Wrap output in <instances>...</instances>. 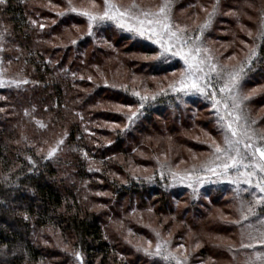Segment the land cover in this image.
I'll use <instances>...</instances> for the list:
<instances>
[{
    "label": "trees",
    "instance_id": "obj_1",
    "mask_svg": "<svg viewBox=\"0 0 264 264\" xmlns=\"http://www.w3.org/2000/svg\"><path fill=\"white\" fill-rule=\"evenodd\" d=\"M125 2L129 1H120L121 4ZM160 2L141 0L144 6ZM212 2L175 0L174 19L192 26L194 30L206 15L200 5L208 6ZM234 2L237 1L222 0V5L237 11L238 16H220L212 29L206 32L207 39L213 42L225 38L221 35L224 29L215 28V23L244 25V30L235 31L236 34L234 32L229 39L232 47L240 53L231 49H215L211 43L217 59L230 65L244 60L248 51L245 43L254 42L261 10L264 9L260 6L258 14L251 15L256 21L254 27L252 20H243L240 8L233 6ZM47 3L48 0H9L7 6H0V33H4L5 37L0 45L4 49L1 57L10 72L30 81L19 89H0V97H4L0 99V109H4L0 111V264H78L71 255L73 250L83 254L84 264H149L151 260L135 250V236L128 234L131 228L143 237H152L149 228H146L149 223L144 214L146 211L158 217L168 216L169 222L181 221L184 229L195 227L197 219L204 215L196 208L205 207L208 210L214 204L227 206L228 210L223 215L230 220L238 218L232 190H218L212 194L211 190H207L200 196L202 199H194L187 188H173L167 172L161 179L158 156L164 160L167 154V162L172 165L183 159L187 164L196 162L193 156L184 158L177 148L156 151L145 138L150 136L151 128L160 133L168 130L174 134L181 127L190 129L198 124L205 131L200 139H191L188 146L195 155H208L210 148L203 142L208 139L205 133L217 141L220 139L208 101L200 97H183L181 101L176 98L177 94L171 93L160 96L151 106L145 107L143 117L134 128L119 135L117 133L121 132L125 117L103 108L99 102L103 98L112 104L136 103V98L130 93L105 86L104 78L109 84H128L130 88L139 90L147 87L155 91L158 84L167 85L164 82L167 79L160 78L182 67L171 61L148 60L142 61L141 68L137 69L126 61V77L118 82L112 76V72L117 71L115 67L110 65L108 70L101 68L102 61L97 60L99 52L114 57L115 49L127 41H130V48L126 50L129 54L151 55L158 52L157 48L143 39H130V34L108 24L97 31L95 38L84 35L83 39H78L87 31L86 19L75 14L63 18L57 16V11L66 9V0H52V4L60 8L45 7ZM96 3L103 8V0H96ZM194 14L200 18L197 23H194L197 16ZM30 20L48 26L41 30ZM53 20H56L55 24H52ZM73 24L79 26V31L72 27ZM247 26L252 29L253 37L247 35ZM65 27L76 34L64 41L53 40L62 34ZM71 39H78V43L73 45ZM88 47L92 49L91 55L87 53ZM261 53L264 55V45L261 46ZM227 55H235L236 59L228 61ZM87 66L89 71H85ZM72 73L77 75L74 77ZM133 74L143 76L135 85L131 83ZM81 75L85 79H79ZM88 75L94 80L89 81ZM153 76L157 80H152ZM259 79H264V64L258 63L243 82L245 90L263 84ZM245 103L251 118L257 120L256 127H264V114L257 116L255 113V109L264 106V93L254 94ZM25 109L31 111L30 116L24 114ZM77 113L84 119L81 120ZM201 114L208 118L197 120ZM38 120L47 127L41 128L36 122ZM110 121L119 122L121 128L113 130L107 123ZM62 136L64 144L59 153L50 159L45 158ZM108 141L112 143L109 145ZM84 152L88 153V159H85ZM89 160L94 161L93 167L100 171H89ZM142 167L153 171L151 174L143 173ZM150 175L155 176L152 182L145 179ZM105 192L108 195H100ZM245 196L247 198V194ZM203 197H208L209 203ZM95 203H99V208L94 207ZM186 203L189 208L178 214V205ZM25 215L28 219L24 218ZM185 215L190 220H185ZM220 217L212 223L210 233L229 237L227 244L233 245L232 250L221 246L219 241L207 242L196 236L187 246L192 264H216L221 258L226 259L228 264H245L252 253V249L240 248L238 226ZM113 218L121 222L123 236L111 233L110 219ZM160 229L162 234H168L170 226L164 225ZM171 239L174 243L186 241V234L176 231ZM197 244L199 247H196ZM257 250L264 251V248L258 247ZM203 256L209 260L199 261Z\"/></svg>",
    "mask_w": 264,
    "mask_h": 264
},
{
    "label": "snow or ice",
    "instance_id": "obj_2",
    "mask_svg": "<svg viewBox=\"0 0 264 264\" xmlns=\"http://www.w3.org/2000/svg\"><path fill=\"white\" fill-rule=\"evenodd\" d=\"M8 3L9 0H0V6H7ZM66 5V9L57 11V16L63 18L68 14H75L87 21V31L78 39H83L84 35L95 38L101 27L111 23L121 31L129 33L130 39L140 38L158 45L159 51L151 55H143L144 60L168 63L172 58L178 57L183 61L184 67L180 70L179 77L169 80L166 86L162 83L158 84L155 91H150L147 87H142L139 90L136 87L130 88L128 84H109L104 78L105 86L114 89L120 88L136 98L134 104L117 102L110 109L125 117L123 128L117 121L107 123L113 127V130L121 128L118 135L127 132L134 128L137 121L143 117V110L146 106H151V103L155 102L158 97L168 96L170 93L177 94L176 98L181 101L186 96H199L208 101L215 116L214 122L222 137V142H218L214 137L205 133L208 139L203 142L210 148L207 158L199 164L193 163L190 168L183 170L179 168V165L167 162V154H165L164 160H161L159 156L156 157L159 176L164 179L165 172H167V176L173 184H183L191 188L194 199L199 198V189L204 184L226 182L232 185L238 218L230 220L223 214L220 218L238 226L241 237L240 248L253 250L245 264H264V251L257 250L258 247L264 248V127H256L257 120L251 118L250 109L245 103L259 89L253 87L251 90H245L243 83L249 72L255 69L256 64H264V55L261 53V46L264 45V9L261 10L260 24L254 36V42L247 44L241 41L248 49L244 60L238 62L237 65H230L217 59L211 47L212 42L206 37V32L212 29L218 17L238 16V12L234 9L224 8L222 0H213L208 6L200 5L206 15L203 22L195 25L194 30L192 26L181 24L174 19L175 0H161L155 6H144L139 0H131L128 5L121 4L118 0H103L102 10L96 0H89V7L78 6L74 0H66ZM44 6L60 8L59 5L52 4V0H48ZM249 7L252 5L250 4ZM194 15H197L198 18V14ZM30 23L34 26L38 25L41 30L48 26L37 20H30ZM55 23L56 20H53L52 24ZM72 27L79 31L78 25L73 24ZM247 35L253 37L251 29L247 30ZM4 39V33H0V45L3 44ZM78 39H71L70 42L75 45L78 43ZM3 50L0 47V51ZM235 59V55L227 57L228 61ZM4 63L3 58H0V88L15 87L19 89L22 85L30 83L24 77L6 79ZM72 75L75 77L77 74L72 73ZM172 75L175 77L176 72H173ZM101 76H103L102 73ZM79 79L83 80L85 76L81 75ZM87 79L93 81L94 77L88 75ZM151 79L156 80V77L153 76ZM137 80L138 78L133 74L131 83L135 85ZM140 83L143 84V81ZM0 99H4V97H0ZM0 111H4V109H0ZM24 114L30 116L31 111L25 109ZM77 116L81 120L84 119L80 113H77ZM36 122L41 128L47 127L42 121ZM85 131H88L87 127H85ZM90 135H95V133H90ZM111 143L108 141L109 145ZM63 144L64 137L62 136L49 149L45 158L50 159L56 156ZM84 157L88 159L87 152H84ZM196 159L197 157L194 155L193 160ZM179 163L184 164L185 161L181 160ZM93 164L94 161L89 160L88 170L100 171L99 168H94ZM144 170L147 171V169ZM145 179L152 182L155 176H146ZM242 185H246V187H242ZM245 194H247V198ZM100 207L104 206L100 205ZM24 218L28 219L27 215ZM168 235L171 237L172 233L169 232ZM155 236L157 242L154 247L153 242L147 240L146 246L144 243L137 242L134 245L135 250L148 257H158L166 264H189V256L184 244L173 249L170 240L164 239L159 231H155ZM221 246L227 247L229 250L233 248L232 244L224 245L222 243ZM196 247H199V244ZM65 251H67V246H65ZM71 255L78 264H84V256L80 251L73 250Z\"/></svg>",
    "mask_w": 264,
    "mask_h": 264
},
{
    "label": "rangeland",
    "instance_id": "obj_3",
    "mask_svg": "<svg viewBox=\"0 0 264 264\" xmlns=\"http://www.w3.org/2000/svg\"><path fill=\"white\" fill-rule=\"evenodd\" d=\"M120 1H122V0H118V2H120ZM128 1L129 2H125L126 4H124V5H128L129 3H131L130 0H128ZM236 1L237 2L233 3V6H237V7L240 8V14H241V17H243V20H245L247 22H250L252 20L253 21L252 26L255 27L256 21L254 20V18L251 15L252 14H256V15L258 14V7L264 6V0H236ZM74 2L78 6H82V7H89L90 6L89 5V1L74 0ZM139 2H141V0H139ZM250 4L252 5V7H249ZM155 5H156V3L153 6H155ZM100 9L102 10L101 7H100ZM199 19H200L199 16H198V18L196 16L195 19H194V23H197L199 21ZM184 24H186V23H184ZM108 25L115 26L114 24H111V23H109ZM241 26H243V27H241ZM214 27L215 28L224 29V31L221 32V35L225 36V38H223L221 40H215V41L212 42V44L214 45L215 49L223 48L224 50L231 49L232 52H235V51L239 52L237 48H233L232 47L231 42L229 41V39H231L233 37V34H234L235 31H240V29L244 30V25L241 23V24L233 26V25H230L227 22H225V23H222V24H220V23L216 24L215 23ZM116 28H118V27H116ZM245 29L248 30V29H250V27L247 26V27H245ZM80 31H82V30H80ZM80 33L82 34L83 32H80ZM75 34H76L75 32L71 33L69 28L65 27L62 30V34H58L57 36L54 37L53 40H55V41H64V40L69 39L70 37H73ZM235 34H236V32H235ZM83 37H85V36H83ZM138 39H140V38H138ZM146 42L148 44H151L154 47H156L157 50L159 51L158 45L153 44L151 41H146ZM128 43H130V41H127L126 43L122 42L121 45L117 49H115V52H114L115 56L114 57H113V55H109L108 56V55L102 54L101 52H99L97 54V60L98 61H102L101 68L108 70V68L111 65V66H113V67H115L117 69L116 72H114V73L112 72V76L118 82L122 81L126 77V73H127V69H126V66H125L126 65L125 64L126 61L127 62L129 61L130 64H132V67L133 68H137V69L141 68L140 65H141L142 61L143 62L144 61H148V60H144L142 58L143 55L139 54L138 52L130 53V54L127 53L126 50L130 48ZM87 53L91 55V53H92L91 47H88V52ZM227 57H228V55L226 56V58ZM0 58H2L1 57V51H0ZM170 61L172 63H177V66H179V67L180 66L182 68L184 67L183 61L180 60L178 57L172 58ZM3 67L5 69V78L6 79L19 78L18 76L14 75L13 72H10L9 69H7V66H6L5 63L3 65ZM182 68H180V70ZM89 69H90L89 66H87L85 71H89ZM180 70L179 71H175L176 72V76L175 77L171 73V74H168L165 77L160 78V79L162 80V79L166 78L167 80L164 81L166 83H168L169 80L177 79L179 77ZM135 77H137L139 79V78H141L143 76H141L139 74V75H135ZM258 81L263 83L264 79H262V80L259 79ZM255 87H258V89H259L257 93H264V83L261 84V85L255 86ZM5 88H9V87H5ZM5 88H0V89H5ZM251 89H249V90H251ZM192 97H199V96H186L187 99H191ZM200 98H202V97H200ZM99 102H100V104L102 105L103 108H106V109H111L112 108L113 104L108 102V101H106V100H104L103 98L99 99ZM255 113L257 114V116H260V115L264 114V106L259 108V109H255ZM207 118L208 117H206V115L201 114L196 119L200 121V120L207 119ZM168 124H169V122L167 123V125ZM150 130H151L150 136L149 137H145V138H146V141L150 145L154 146V149L156 151H161V150H163L165 148L166 149H170V148L173 147V148H177L179 151H181L184 154V158H186V157L191 158L192 156L195 155V153L192 150V148L189 147L188 145L190 144V142H192L193 139H197V138L200 139L201 135L205 131L198 124L193 126L190 129L185 128V127H181L174 134L172 132L168 131V130L167 131H163L162 133H160L159 131H157L155 129H152V128ZM218 142H222V137L221 136H220V139L218 140ZM198 143L201 144L200 141H198ZM203 145H205V144L203 143ZM60 148H61V146H60ZM189 149H191V151H189ZM144 152L147 153L148 149L145 148ZM57 153H59V152H57ZM195 156L197 157V159L194 160V161L196 163H200L204 159H206L207 154H203L201 156L196 154ZM184 160L185 159H183V161ZM179 162H177L175 165H179V168L181 170H183L185 168H190L191 165H192L190 163L187 164L186 161H185L184 164H180ZM144 169H147V171H145ZM141 170H142L143 173H150V174L153 171L151 168H147V167H142ZM171 184H172L173 188H181V187L182 188H187L192 193V189L188 188L186 185L178 184V183L177 184H173L172 181H171ZM242 187H246V185H242ZM207 190H211V194L216 192V191H218V190L229 192L230 190L233 191V186L228 184V183H226V182H222V183H219V184H204L199 189V198L203 194H206ZM105 193H107V192H105ZM100 195L102 196L104 194L101 193ZM107 195H108V193H107ZM192 195H193V193H192ZM233 196H234V194H233ZM200 199H202V198H200ZM203 199L205 201H207V202L210 201V200H208L209 199L208 197L207 198L203 197ZM217 199L219 200L220 198L217 196ZM98 205H99V203H95L94 207L95 208H99ZM187 208H189V204H187V203L186 204H179L178 205V209H177V213L180 214L181 211H184ZM120 209H124V207H121ZM196 210H200L202 213H204V215L200 216L201 218L197 219V224H195V227H187L186 229L183 228V224L184 223H181V221L169 222L170 219H169L168 216H162V217L160 216V217H158L156 215H152L149 212V210H148V211H146L144 213L146 219L148 220L147 222H149L147 224L146 228H149V232H151V236L152 237H150V238L149 237L148 238L147 237H143L142 235H140V233H135V231L132 230L131 228L128 229V231H129L128 234H129V236L130 235L131 236L132 235L135 236V238H134L135 239V244L137 242H141V243H144L145 246H146V241L147 240H151L153 242V247H154L156 242H157V237L155 236V231H159L161 233V229L160 228H162L164 225H169L170 226L169 232H171L173 235H174V233L176 231H182V232H184L186 234V241H181V242H178V243L184 244L186 246L187 254L189 253L187 246L191 243V241L194 238H196V236H199L200 238L207 240V242H209V241H219V242H221L223 244H227L228 242H230L229 237H226L224 235H214V234L210 233V229H212V223L216 220L217 217L221 216V214H224L225 211L228 210L227 206H222L221 204H216V205L214 204V205H210L208 210L205 209V207L202 208V209H197L196 208ZM107 211L110 212L111 210L107 209ZM111 215L114 217V214H111ZM185 216H186L185 220H188L189 219L188 215H185ZM191 216L192 215H190V217ZM110 222L111 223H110L109 229H110L111 233H113L115 235H118L119 237L123 236L124 235V229H123V226H122L121 222L116 220V219H114V218L110 219ZM159 222H160V225H158ZM158 226H160V227H158ZM161 235H162V237L164 239L170 240V243H171V246H172L173 249L177 248L180 245L178 243H174V241L171 239V237H169L168 234H162L161 233ZM198 242H199V240H198ZM181 252H183V249H181ZM142 255H143V257H146V258L151 260V261H149V264H166L165 261L161 260L158 257L157 258L148 257L144 253H142ZM198 260L203 262L205 260L206 261L209 260V258H207V257L205 258L203 256V257L199 258ZM189 264H192V263L189 261ZM195 264H198V263H195ZM199 264H202V263H199ZM216 264H228V261L226 259H224V258H221V259L217 260Z\"/></svg>",
    "mask_w": 264,
    "mask_h": 264
}]
</instances>
